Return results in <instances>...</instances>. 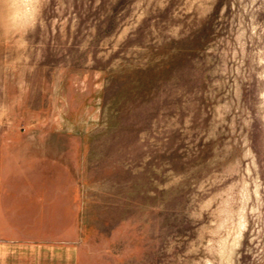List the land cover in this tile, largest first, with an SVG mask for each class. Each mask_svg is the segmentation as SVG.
<instances>
[{
  "label": "rangeland",
  "instance_id": "obj_1",
  "mask_svg": "<svg viewBox=\"0 0 264 264\" xmlns=\"http://www.w3.org/2000/svg\"><path fill=\"white\" fill-rule=\"evenodd\" d=\"M78 264H264V0H0V236Z\"/></svg>",
  "mask_w": 264,
  "mask_h": 264
},
{
  "label": "crops",
  "instance_id": "obj_2",
  "mask_svg": "<svg viewBox=\"0 0 264 264\" xmlns=\"http://www.w3.org/2000/svg\"><path fill=\"white\" fill-rule=\"evenodd\" d=\"M0 264H78L77 246L32 233L2 235Z\"/></svg>",
  "mask_w": 264,
  "mask_h": 264
}]
</instances>
